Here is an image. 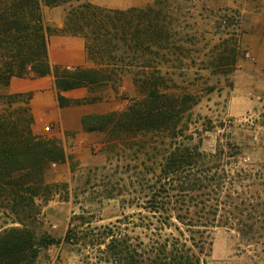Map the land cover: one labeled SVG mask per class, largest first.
Listing matches in <instances>:
<instances>
[{"label": "trees", "instance_id": "1", "mask_svg": "<svg viewBox=\"0 0 264 264\" xmlns=\"http://www.w3.org/2000/svg\"><path fill=\"white\" fill-rule=\"evenodd\" d=\"M174 1L119 10L86 0H0V215L12 224L0 227V264H36L42 249L69 243L75 231L70 226L57 239L42 230L43 207L58 187L49 171L66 161V151L59 138L34 133L28 107L14 108L23 96L7 93L13 77L52 75L61 107L99 101L95 93L125 74L143 96L127 110L82 118L86 132L106 133L110 140L148 136L155 156L153 140L164 146L161 162L149 168L142 206L147 215L134 225L146 240L121 226L100 228L98 246H106L111 264H207L217 228L264 245V226H258L264 223V162L243 160L242 147L231 140H219L212 152L188 144L194 139L186 119L192 98L170 93L174 80L161 73L163 65L185 67L183 61L199 51L195 28L177 18L181 7L175 15ZM43 6L66 8L62 28L45 25ZM51 35L82 36L92 66H52ZM78 88L90 95L72 101L62 94Z\"/></svg>", "mask_w": 264, "mask_h": 264}, {"label": "rangeland", "instance_id": "2", "mask_svg": "<svg viewBox=\"0 0 264 264\" xmlns=\"http://www.w3.org/2000/svg\"><path fill=\"white\" fill-rule=\"evenodd\" d=\"M153 2L149 0L148 5ZM178 7L182 15L178 13L177 18L195 28L199 51L190 61H183L185 67L163 65L161 73L174 80L169 82L170 93H186L192 98L186 119L187 134L194 139L188 144L200 143L203 150L212 152L219 140H231L242 147L243 160L264 162V64L259 65L243 45L245 36L264 38V0H176L172 5L175 15ZM216 57L224 58V63H218ZM95 96L100 100L84 102L81 107L94 106L98 114L127 110L134 99L143 97L131 75ZM22 101H16L14 108L24 107ZM55 132L56 126L45 121L39 130L44 136ZM161 141L152 142L157 148L155 156L149 153V137L141 133L110 140L106 133H87L83 127L80 132H66L69 171L67 181L57 183L54 196L70 201L65 234L70 226L75 231L69 243L42 249L36 264H111L106 246H98L100 228L105 226H121L123 233L146 240L143 229L134 225L141 224L139 216L147 215L142 208L144 194L151 178L149 168L162 160ZM42 218L43 231L57 239L65 236L54 221H46L45 214ZM261 225L264 223H258ZM6 226H12L10 220L0 215V227ZM212 237L207 264H264V245H257L256 240H246L229 228L215 229Z\"/></svg>", "mask_w": 264, "mask_h": 264}, {"label": "crops", "instance_id": "3", "mask_svg": "<svg viewBox=\"0 0 264 264\" xmlns=\"http://www.w3.org/2000/svg\"><path fill=\"white\" fill-rule=\"evenodd\" d=\"M86 1L97 6L119 10H126L132 7L144 8L149 3V0ZM42 14L45 25L57 29L64 26L66 11L63 10V7H45L42 9ZM243 45L249 48L253 59L259 65L264 64V38L256 35L245 36L243 38ZM48 57L52 66L67 68L92 66L88 61L86 43L82 36L51 35L48 43ZM124 76L126 74L122 78ZM7 93L23 96L21 105L28 107L33 116L34 123L32 127L34 133L40 134L39 130L44 121L55 125L57 132L51 137L59 138L63 142L66 152L65 133L75 130L82 131V118L85 115L98 114L94 106L92 107L90 105L81 107V104H79L61 107L58 102L57 90L52 75L41 78H33L32 76L26 78L13 77L7 87ZM62 94L72 101L85 100L84 98L90 95L87 88L72 89ZM27 96H29L28 100L26 99ZM42 111H48L50 113L46 114ZM54 171L55 175L51 180L52 183L67 181V173L69 171L68 161L54 166ZM69 213L70 201L64 200L60 195L54 196L43 207V216L45 214L46 221H54L60 230V234L63 235L67 229L66 216Z\"/></svg>", "mask_w": 264, "mask_h": 264}, {"label": "built area", "instance_id": "4", "mask_svg": "<svg viewBox=\"0 0 264 264\" xmlns=\"http://www.w3.org/2000/svg\"><path fill=\"white\" fill-rule=\"evenodd\" d=\"M46 130H49V128L48 127H46ZM55 166V165H54Z\"/></svg>", "mask_w": 264, "mask_h": 264}]
</instances>
